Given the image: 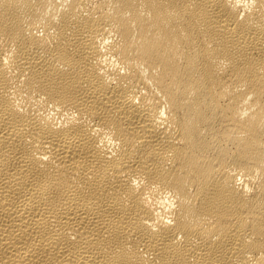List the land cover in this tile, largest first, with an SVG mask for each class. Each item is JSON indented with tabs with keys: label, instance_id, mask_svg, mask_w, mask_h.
I'll return each mask as SVG.
<instances>
[{
	"label": "bare ground",
	"instance_id": "1",
	"mask_svg": "<svg viewBox=\"0 0 264 264\" xmlns=\"http://www.w3.org/2000/svg\"><path fill=\"white\" fill-rule=\"evenodd\" d=\"M0 264H264V0H0Z\"/></svg>",
	"mask_w": 264,
	"mask_h": 264
},
{
	"label": "clouds",
	"instance_id": "2",
	"mask_svg": "<svg viewBox=\"0 0 264 264\" xmlns=\"http://www.w3.org/2000/svg\"><path fill=\"white\" fill-rule=\"evenodd\" d=\"M121 71H123V69H121ZM164 113H163V111L161 112V115H163ZM248 191H251V189H248Z\"/></svg>",
	"mask_w": 264,
	"mask_h": 264
}]
</instances>
